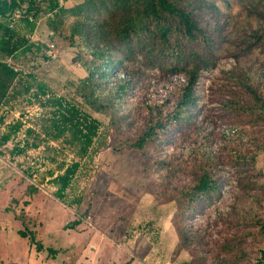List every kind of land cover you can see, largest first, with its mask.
Segmentation results:
<instances>
[{"label": "trees", "instance_id": "obj_1", "mask_svg": "<svg viewBox=\"0 0 264 264\" xmlns=\"http://www.w3.org/2000/svg\"><path fill=\"white\" fill-rule=\"evenodd\" d=\"M38 1L0 0V148L11 144L12 159L42 150L43 163L53 168L43 172L31 168L23 173L31 179L42 175L55 188L54 198L67 203L68 193L101 153L141 152L150 147L159 159L176 138L193 132L194 114L199 109L198 84L202 74L216 69L221 59L220 51L227 42L225 23L214 0H80L72 7L43 0L45 13L50 15L47 26L51 35L67 31L69 39L83 49L80 61L86 77L72 84L71 94L64 96L8 63L43 48L13 28V19L21 13L32 35L34 20L41 13ZM220 1L227 5V0ZM242 1L256 29L236 46L230 56L236 61L254 51L264 56V0ZM119 74L127 80L115 78ZM149 74L180 75L186 80L174 87L171 99L163 106L143 101L125 111L132 90ZM227 75L233 76L239 87L230 109L238 117L247 116L251 135L255 141L260 137L262 141L264 89L255 88L245 74L232 71ZM20 101L39 109V113L28 121L20 115L6 123V115ZM92 114L107 118L108 125ZM254 164L255 158L243 155L222 165L210 158L204 162L177 158L155 162L158 171L164 173L158 203L175 204L172 225L177 248L192 257L186 264H264V248L255 252L251 248L256 241L264 242V223L259 219L251 220L250 226L238 222L234 232H226L220 242H212L210 232L203 236L192 226L204 210L221 202L228 185L227 171H255ZM243 187L244 191L257 188L255 184ZM35 192L31 188L30 194ZM71 203L78 206L81 199ZM251 227L257 232L249 230ZM18 233L27 238L26 232ZM201 251H213L211 258L203 260Z\"/></svg>", "mask_w": 264, "mask_h": 264}, {"label": "rangeland", "instance_id": "obj_2", "mask_svg": "<svg viewBox=\"0 0 264 264\" xmlns=\"http://www.w3.org/2000/svg\"><path fill=\"white\" fill-rule=\"evenodd\" d=\"M54 1L60 6L72 7L80 0ZM43 2H37L41 13L34 20L36 28L32 35L21 13L13 19V28L20 35L43 48L8 63L23 74H33L57 94L68 96L72 84L86 77L80 61L83 49L77 41L69 39L67 31L51 35L47 26L50 15L45 13ZM214 2L223 14L227 42L220 51L216 69L200 78L199 109L194 114L193 132L176 138L159 159L150 147L141 152L124 150L113 154L105 151L96 157L88 173L68 193L67 203H62L54 198L55 188L43 180L42 175L31 179L23 173L31 168H40L41 172L53 168L43 163L42 150L12 159L11 144L0 148V264L190 262L192 257L177 248L172 225L175 204L158 203L164 173L158 171L155 162L169 158L194 162L210 158L221 165L238 155L255 158V171L246 170L244 175L227 171L228 185L221 202L204 210L192 226L203 236L210 232L208 239L214 240L212 242H220L226 232H234L232 228L238 222L250 226L251 220L259 219L264 223V139L262 142L260 137L255 141L246 125L248 117H238L239 114L230 109L239 87L237 80L227 75L232 71L245 74L255 88L264 89V56L254 51L238 61L230 57L236 46L256 29V23L247 14L246 2L227 0V5L220 0ZM23 6L26 7V1ZM3 24L8 22L4 20ZM69 24L70 20L67 26ZM115 78L127 80L124 74ZM185 80L180 75L149 74L132 90L123 109L133 110L143 101L161 107L171 99L174 87ZM38 110L20 101L6 115V123L19 119L20 115L22 120L28 121L37 116ZM92 115L104 126L108 125L104 116ZM229 168L227 165L226 170ZM251 184L257 188L243 190V186ZM31 188L36 192L30 194ZM75 199H81L80 205H71ZM249 230L257 232L256 227ZM20 231L26 232V239L20 237ZM251 248L254 252L264 248V242L256 241ZM211 253L201 251L199 255L207 260Z\"/></svg>", "mask_w": 264, "mask_h": 264}, {"label": "built area", "instance_id": "obj_3", "mask_svg": "<svg viewBox=\"0 0 264 264\" xmlns=\"http://www.w3.org/2000/svg\"><path fill=\"white\" fill-rule=\"evenodd\" d=\"M31 21V20H30Z\"/></svg>", "mask_w": 264, "mask_h": 264}]
</instances>
